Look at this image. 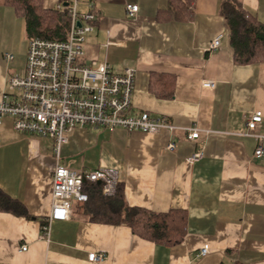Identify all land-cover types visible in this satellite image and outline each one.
Returning <instances> with one entry per match:
<instances>
[{
	"label": "crops",
	"instance_id": "1",
	"mask_svg": "<svg viewBox=\"0 0 264 264\" xmlns=\"http://www.w3.org/2000/svg\"><path fill=\"white\" fill-rule=\"evenodd\" d=\"M191 3L189 20L169 13L171 2ZM238 2L264 24V0H43L45 9L76 4L95 16L86 59L113 71L136 70L130 115L149 113L177 126L174 133L122 128H77L60 150L74 169H115L130 207L153 214L185 212L186 234L175 247L157 245L126 224H100L72 203L70 219L42 224L52 207L54 141L0 123V189L23 203L32 218L0 212V264H264V157L244 136L247 118L264 114V63L240 64L222 7ZM128 5L139 11L129 17ZM221 46L209 51L214 39ZM24 20L0 0V101L7 81L21 73L29 45ZM7 56H12L8 59ZM212 80L214 90L202 84ZM197 127L192 141L181 128ZM264 133V125L261 128ZM174 152L166 150L171 139ZM197 147L200 161L190 164ZM209 245L208 255H199ZM27 246L26 251H21ZM104 254L101 263L90 254Z\"/></svg>",
	"mask_w": 264,
	"mask_h": 264
},
{
	"label": "built area",
	"instance_id": "2",
	"mask_svg": "<svg viewBox=\"0 0 264 264\" xmlns=\"http://www.w3.org/2000/svg\"><path fill=\"white\" fill-rule=\"evenodd\" d=\"M66 13L69 27L65 39L53 40L35 37L29 40L23 72L12 74L0 101V123L5 117L13 119L14 130L29 136L47 137L54 141L56 168L52 175L51 212L42 224V238L48 240L50 227L55 221L70 219L72 203L88 201L84 192L86 184H99L105 197L117 194L120 177L115 169L74 170L60 163V150L69 135L77 128H122L128 132L159 134L164 130L174 133L177 126L165 117L142 113L130 115L136 85V70L127 68L123 73L113 71L106 62L86 59V41L94 31L95 16L80 15L76 4L55 8ZM129 17L139 11L137 5H128ZM222 36L214 39L209 51L221 46ZM12 59V56H7ZM206 90H214L215 82L206 80ZM263 113L258 111L247 118L243 134L257 141L255 156L264 157ZM192 141L200 139L197 127L181 128ZM177 143L172 138L166 146L174 152ZM204 157V150L197 147L189 158L194 164ZM22 246L21 251H26ZM210 252L204 245L199 255ZM104 254H90L89 261L101 263Z\"/></svg>",
	"mask_w": 264,
	"mask_h": 264
},
{
	"label": "trees",
	"instance_id": "3",
	"mask_svg": "<svg viewBox=\"0 0 264 264\" xmlns=\"http://www.w3.org/2000/svg\"><path fill=\"white\" fill-rule=\"evenodd\" d=\"M6 6L24 20L29 39H65L69 27L66 13L45 9L43 0H5ZM192 4L171 2L169 13L174 18L189 20L193 16ZM230 30V43L235 51V60L240 64L264 63V24L246 12L238 2H228L222 7ZM84 192L88 201L83 203V212L100 224H126L132 232L157 245L175 247L185 238L187 218L185 212L172 210L165 214H153L145 209L130 207L123 188L119 185L114 197H105L101 186L86 184ZM0 212L32 218L25 205L0 189ZM44 223V222H43Z\"/></svg>",
	"mask_w": 264,
	"mask_h": 264
},
{
	"label": "bare ground",
	"instance_id": "4",
	"mask_svg": "<svg viewBox=\"0 0 264 264\" xmlns=\"http://www.w3.org/2000/svg\"><path fill=\"white\" fill-rule=\"evenodd\" d=\"M263 116H264V114H263ZM90 256V255H89Z\"/></svg>",
	"mask_w": 264,
	"mask_h": 264
},
{
	"label": "rangeland",
	"instance_id": "5",
	"mask_svg": "<svg viewBox=\"0 0 264 264\" xmlns=\"http://www.w3.org/2000/svg\"><path fill=\"white\" fill-rule=\"evenodd\" d=\"M25 67V66H24Z\"/></svg>",
	"mask_w": 264,
	"mask_h": 264
},
{
	"label": "water",
	"instance_id": "6",
	"mask_svg": "<svg viewBox=\"0 0 264 264\" xmlns=\"http://www.w3.org/2000/svg\"><path fill=\"white\" fill-rule=\"evenodd\" d=\"M99 185V184H98Z\"/></svg>",
	"mask_w": 264,
	"mask_h": 264
}]
</instances>
